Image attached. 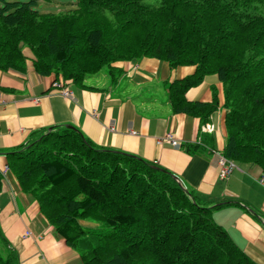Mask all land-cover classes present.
I'll return each mask as SVG.
<instances>
[{
    "label": "trees",
    "instance_id": "16d2710c",
    "mask_svg": "<svg viewBox=\"0 0 264 264\" xmlns=\"http://www.w3.org/2000/svg\"><path fill=\"white\" fill-rule=\"evenodd\" d=\"M33 69L85 85L114 64L151 57L195 66L169 86L174 112L207 118L211 107L186 90L216 74L223 85L222 155L264 173V0H74L41 11L35 0H0V70ZM7 168L84 264H256L166 170L99 147L76 128L34 132L5 153ZM1 188V174H0ZM0 264H19L0 230Z\"/></svg>",
    "mask_w": 264,
    "mask_h": 264
},
{
    "label": "crops",
    "instance_id": "0c3cea01",
    "mask_svg": "<svg viewBox=\"0 0 264 264\" xmlns=\"http://www.w3.org/2000/svg\"><path fill=\"white\" fill-rule=\"evenodd\" d=\"M21 52L23 69L0 70V230L19 264H84L7 168L6 152L54 126H73L99 147L133 154L173 173L201 204L220 205L211 211L214 221L254 263L264 264L263 171L256 164L233 161L236 167L227 178L218 175L226 108L216 74L184 93L187 102L211 107L202 118L174 112L169 98L170 84L193 74L195 66L170 67L166 61L140 57L114 64L121 70L115 81L105 74L103 83L87 78L82 85L61 81L54 73L38 75L30 49L24 46ZM63 88L71 96H63ZM205 123L212 125L211 132L203 130ZM167 136L179 145L173 146ZM53 237L62 241L58 248L50 242Z\"/></svg>",
    "mask_w": 264,
    "mask_h": 264
},
{
    "label": "rangeland",
    "instance_id": "374dc122",
    "mask_svg": "<svg viewBox=\"0 0 264 264\" xmlns=\"http://www.w3.org/2000/svg\"><path fill=\"white\" fill-rule=\"evenodd\" d=\"M36 7L41 11H65L72 9L74 7V0H35ZM106 74V68L101 69L96 75L88 78V81L95 83H103ZM122 84H124V79H122Z\"/></svg>",
    "mask_w": 264,
    "mask_h": 264
},
{
    "label": "built area",
    "instance_id": "2783aa9c",
    "mask_svg": "<svg viewBox=\"0 0 264 264\" xmlns=\"http://www.w3.org/2000/svg\"><path fill=\"white\" fill-rule=\"evenodd\" d=\"M54 85L55 86H61V81L60 82H57L55 81L54 82ZM62 94L63 96H66V97H69L71 96V93L68 89H62ZM110 130H113V126H110L109 127ZM203 130L205 132H211L212 131V125L209 124V123H205V125L203 126ZM168 140L170 141V143L173 145V146H177L179 145V142L173 138H171L170 136H167ZM219 172H218V175L221 179H225L227 178L231 172L235 169V164L233 162V160H230V159H227L225 158L223 155L219 156ZM5 170H7L5 168ZM26 235H29V232H26Z\"/></svg>",
    "mask_w": 264,
    "mask_h": 264
},
{
    "label": "clouds",
    "instance_id": "9594fccd",
    "mask_svg": "<svg viewBox=\"0 0 264 264\" xmlns=\"http://www.w3.org/2000/svg\"><path fill=\"white\" fill-rule=\"evenodd\" d=\"M51 244L54 246V247H59L60 245H61V243H62V241H57V240H55V238L53 237V238H51Z\"/></svg>",
    "mask_w": 264,
    "mask_h": 264
},
{
    "label": "water",
    "instance_id": "95a60500",
    "mask_svg": "<svg viewBox=\"0 0 264 264\" xmlns=\"http://www.w3.org/2000/svg\"><path fill=\"white\" fill-rule=\"evenodd\" d=\"M69 128H74L73 126H68ZM49 130V129H48ZM164 171V169H162ZM170 175L183 187V189L185 190L184 186L182 185L181 181H179V179L171 172H169Z\"/></svg>",
    "mask_w": 264,
    "mask_h": 264
}]
</instances>
